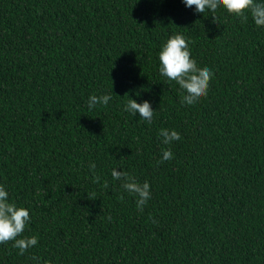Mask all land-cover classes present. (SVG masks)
Masks as SVG:
<instances>
[{
    "label": "trees",
    "instance_id": "obj_1",
    "mask_svg": "<svg viewBox=\"0 0 264 264\" xmlns=\"http://www.w3.org/2000/svg\"><path fill=\"white\" fill-rule=\"evenodd\" d=\"M211 15L182 0H0V185L29 210L18 238L38 237L23 255L0 244V264H264V26ZM176 34L213 73L195 105L159 73ZM113 169L150 184L143 211Z\"/></svg>",
    "mask_w": 264,
    "mask_h": 264
},
{
    "label": "clouds",
    "instance_id": "obj_2",
    "mask_svg": "<svg viewBox=\"0 0 264 264\" xmlns=\"http://www.w3.org/2000/svg\"><path fill=\"white\" fill-rule=\"evenodd\" d=\"M188 8H193L197 13L204 14L207 11L213 15V22L218 23V17L215 15L218 9L223 8L227 13L240 18L242 22H246L251 16L257 27L264 26V3L256 2V0H182ZM159 73L167 81H174L184 93L181 103L186 105H195L201 98L207 96L210 80L213 73L207 68H200L196 61L191 58L188 42L185 37L176 34L171 36L165 44L162 45L158 53ZM112 99L110 94L92 95L88 98L89 110L94 109L97 105L107 106ZM124 111L138 116L151 123L154 111L148 101L137 103L136 100L129 98L124 106ZM158 136L165 145L171 144L173 141L180 139V134L175 130L161 129ZM173 159L170 149L162 150V159L160 163ZM95 164L90 163L89 171L93 173V183H98L99 176L95 175ZM113 180L121 181V187L130 195L136 197V205L139 211H143V207L151 198L150 184L145 181L139 183L128 172L117 171L113 169L111 172ZM104 188L108 187V182L103 184ZM123 197H121L122 199ZM109 219H111L109 217ZM30 221L29 210L24 207H18L14 202L9 201V194L3 185H0V244L12 243V247L19 250V255H23L26 251L36 246L38 237H21L27 224ZM153 223H156L153 220ZM33 260H39L33 256Z\"/></svg>",
    "mask_w": 264,
    "mask_h": 264
}]
</instances>
